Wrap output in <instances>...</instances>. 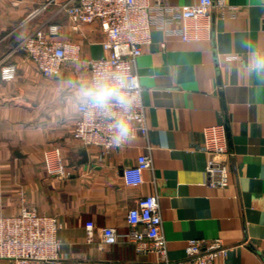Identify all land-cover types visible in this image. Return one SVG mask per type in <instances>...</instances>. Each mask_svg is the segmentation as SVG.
Segmentation results:
<instances>
[{"label": "crops", "instance_id": "crops-1", "mask_svg": "<svg viewBox=\"0 0 264 264\" xmlns=\"http://www.w3.org/2000/svg\"><path fill=\"white\" fill-rule=\"evenodd\" d=\"M68 1L0 0V217L24 207L57 217L63 226L55 264H161L154 253L137 254L133 244L102 243L103 228L127 232L128 210L156 194L170 261L185 258L188 242L199 239L228 248L215 264H264V74L244 70L249 40L264 45V0H226L235 13L214 11L211 30L199 41L154 29L136 61L148 136L103 157L73 137L79 103L71 85L89 79L86 61L104 56L105 33L98 22L73 29L63 9ZM194 1L168 4L177 12ZM50 24L82 47V61L65 62L55 78L43 76L17 48ZM12 63L16 75L6 80L2 70ZM217 125L226 128L229 147L223 187L209 185L205 174L204 133ZM54 148L71 169L69 178L46 173L45 152ZM143 153L152 168L141 186H127L123 169Z\"/></svg>", "mask_w": 264, "mask_h": 264}, {"label": "built area", "instance_id": "built-area-1", "mask_svg": "<svg viewBox=\"0 0 264 264\" xmlns=\"http://www.w3.org/2000/svg\"><path fill=\"white\" fill-rule=\"evenodd\" d=\"M46 6V5H45ZM72 28L81 24L98 22L105 33L101 58L89 59L86 67L89 79L99 70L124 68L134 79L137 99L135 108V136L147 138L149 126L142 100L143 87L136 71V61L144 48L151 43L154 29H163L180 36L182 41H199L211 30L214 11L220 15L234 14L236 8L226 0H195L174 12L168 0H70L63 6ZM171 26V27H170ZM62 26L50 24L40 27L26 36L17 48L24 51L26 58L43 76L55 78L61 75L67 61L81 62L82 47L77 42L60 37ZM17 65L9 64L2 70V77H15ZM78 117L73 128V137L83 147L100 150V156L113 149L123 148L128 142L116 147L111 139L108 122L93 114L80 104ZM203 150L208 155L205 169L208 184L223 187L228 184L229 147L224 125L205 129ZM149 153L138 156L134 166L123 169L127 186L139 187L144 183V171L152 168ZM46 173L56 179L72 175L58 148L45 152ZM129 229L119 233L115 227L102 229V243L114 245L122 241L133 244L137 254H156L161 264H215L217 258L225 256L226 248L220 240L207 242L191 239L186 247L185 258L170 261L167 241L163 233V220L159 199L156 194L140 197L127 212ZM62 223L57 217L40 214L35 209L24 207L18 214L0 217V259L10 264H55L61 261L59 231ZM94 223L88 222L87 240L93 241Z\"/></svg>", "mask_w": 264, "mask_h": 264}, {"label": "clouds", "instance_id": "clouds-1", "mask_svg": "<svg viewBox=\"0 0 264 264\" xmlns=\"http://www.w3.org/2000/svg\"><path fill=\"white\" fill-rule=\"evenodd\" d=\"M244 70L264 74V45L249 40ZM134 79L124 68L97 71L86 81L74 82L77 102L108 122L111 139L120 147L135 136L136 95Z\"/></svg>", "mask_w": 264, "mask_h": 264}, {"label": "water", "instance_id": "water-1", "mask_svg": "<svg viewBox=\"0 0 264 264\" xmlns=\"http://www.w3.org/2000/svg\"><path fill=\"white\" fill-rule=\"evenodd\" d=\"M82 156H83V159H82V163H84V162H87L88 161V156H87V152L84 150V151H82ZM62 264H69V263H67V262H62Z\"/></svg>", "mask_w": 264, "mask_h": 264}]
</instances>
